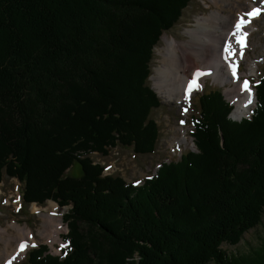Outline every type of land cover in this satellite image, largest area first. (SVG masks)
Returning a JSON list of instances; mask_svg holds the SVG:
<instances>
[{
	"label": "trees",
	"instance_id": "16d2710c",
	"mask_svg": "<svg viewBox=\"0 0 264 264\" xmlns=\"http://www.w3.org/2000/svg\"><path fill=\"white\" fill-rule=\"evenodd\" d=\"M190 0H0V182L25 203L69 207L68 245L14 264H264V239L238 244L264 217V68L249 118L219 88L199 94L195 150L141 185L105 174L91 152L152 153L160 98L153 49ZM80 161L85 175L68 173Z\"/></svg>",
	"mask_w": 264,
	"mask_h": 264
},
{
	"label": "rangeland",
	"instance_id": "374dc122",
	"mask_svg": "<svg viewBox=\"0 0 264 264\" xmlns=\"http://www.w3.org/2000/svg\"><path fill=\"white\" fill-rule=\"evenodd\" d=\"M212 8H215V5L212 4L211 0H190L188 5L182 10V15L179 20L171 28L162 32L158 42L154 46L150 63L151 75L148 81L157 93L161 102L160 106L153 108L151 111V117L157 122L160 134L155 151L152 153H138L134 150L133 146L117 144L108 147L107 153L105 154L91 152L88 155L89 158L93 163L103 165V172L105 174L121 175V177L128 183L143 181L145 178L153 176V172L156 171L158 164L165 161L176 160L180 157L181 153L187 149H195L192 136L194 130L192 116L197 114L199 109V94L210 89L219 88L224 93L226 100H232V98L226 96V88L228 89L230 86L232 87L233 82L222 83L209 75L205 77L203 87L196 89L184 104L169 102L158 91L157 86H155L154 78H152V73L155 71V65L159 63L160 58V54L156 52V48L163 44V35L167 34L168 36H174L177 39L188 38L184 33V28L188 25H192L197 16L211 12ZM262 10L263 12L258 14L257 20L254 21L256 27H253L252 30L249 31L252 37L250 38L251 43L246 50L248 58L245 61L242 60L241 65L238 68L243 72L241 79L249 78L251 81L250 83H252L254 87L256 86L259 77L262 75L264 68V9ZM253 41H255V43ZM256 42L258 44H256ZM248 63H252L253 70L248 68ZM200 83L203 84V81H200ZM233 110L229 116L235 121H241V119L234 118L232 115ZM248 117H250V115ZM182 121H186V123L183 124ZM180 125L185 129L187 128V136L189 140H192V142L190 141V145H185L184 143L173 139L174 129ZM76 163H78V161L72 165L68 173L72 174L75 171ZM82 168L84 169L83 165ZM141 183L142 182H140V184ZM22 191L23 183L18 178L10 177V175L8 176L5 173L3 174L0 182V226L7 228V230L9 229L10 232H12V227L8 226V224L10 225L14 220L21 225L26 224L27 227L32 230L33 237L36 238V242L27 249V252L34 246L47 244L52 253H62V250L68 245V242L65 241V234L68 232L69 226L67 222L64 221V213L68 211L69 207H61L56 201L51 199H48L44 204H38L36 202L27 204L22 198ZM52 203L57 204L60 208L59 214L62 215L63 222L66 225V229L62 232V239L57 241L54 247L51 246L49 241L42 239V236L40 235V231L42 230L41 217L38 213L32 211L37 207L44 208L46 206H51ZM28 235L27 238H32L29 232ZM263 239L264 217L259 225L244 233L242 240L238 244H223V247L230 252H243L251 247L258 246ZM11 244H14L13 240H11ZM4 249L5 244L0 240V254ZM25 256L20 260H17V262L22 261ZM139 258L140 256L138 252H135L132 257H129L128 259L135 262V264H138Z\"/></svg>",
	"mask_w": 264,
	"mask_h": 264
},
{
	"label": "bare ground",
	"instance_id": "6f19581e",
	"mask_svg": "<svg viewBox=\"0 0 264 264\" xmlns=\"http://www.w3.org/2000/svg\"><path fill=\"white\" fill-rule=\"evenodd\" d=\"M211 2L215 5L211 12L197 16L192 25L184 28V33L188 38L177 39L174 36L163 35V44L156 48L160 58L159 63L155 65L152 78H154L158 91L165 99L178 104H184L196 89L202 88L206 76H213L215 80L222 83L233 82L232 87L226 88V96L232 98L233 106L235 104L232 115L235 119L240 120L242 117L251 115L257 100L254 85L250 83L249 78L241 79L243 72L238 68L241 61L248 58L246 50L252 37L249 31L256 27L254 21L258 17L257 15L253 16L250 22L244 25V30L248 32V36L243 55L240 53V46L236 43V37L232 34L234 23L239 13L248 12L252 8L264 9V3H261L260 0H211ZM244 18L248 19L247 17ZM253 42L255 43V41ZM228 44L235 49L231 55L225 51V45ZM256 44L258 43L256 42ZM233 62L236 63V77H233L230 66ZM248 68L253 70L252 63H248ZM197 70L203 73L196 78L199 87L189 91V81L193 79ZM199 80L203 81V84ZM244 80L249 81L251 96L243 88ZM249 98H251V103L248 102ZM182 122L183 124L186 123V121ZM187 135V128L185 129L180 125L175 127L173 139L190 145L192 140H189ZM32 211L41 217L42 230L40 235L42 239L49 241L54 247L56 242L62 239V232L66 229L62 215L59 214L60 208L57 204L52 203L51 206L37 207ZM8 226L12 227V232L0 226V240L5 244V249L0 254V264L17 262L25 256L27 249L36 242L32 230L26 224L21 225L14 220ZM28 232L32 238H27ZM11 240L14 242L13 245ZM22 241L26 243L23 249L20 248Z\"/></svg>",
	"mask_w": 264,
	"mask_h": 264
},
{
	"label": "snow or ice",
	"instance_id": "6c2138e0",
	"mask_svg": "<svg viewBox=\"0 0 264 264\" xmlns=\"http://www.w3.org/2000/svg\"><path fill=\"white\" fill-rule=\"evenodd\" d=\"M261 3H264V0H260ZM262 11L261 8H252L248 12L245 13H239L238 17L234 23L233 28V35L236 37V43L240 46V53L243 55L244 47L246 46V38L248 36V32L244 30V25L248 24L253 16L258 15ZM244 17H247L248 19H245ZM225 51L229 52V54H233L235 52V49L232 48L230 44L225 45ZM227 59V57H225ZM232 68V75L233 77H236V63L233 62L231 65ZM199 70L194 74L193 79L189 81L188 90L191 91L193 88L199 87V85L196 82V78L200 75H202ZM258 83V82H257ZM243 88L249 92L251 96V88L249 87V81L244 80L243 81ZM249 103H251V98H249ZM136 183H139V181H136ZM26 246L25 242H21L20 248L23 249ZM11 264V262H9Z\"/></svg>",
	"mask_w": 264,
	"mask_h": 264
},
{
	"label": "water",
	"instance_id": "95a60500",
	"mask_svg": "<svg viewBox=\"0 0 264 264\" xmlns=\"http://www.w3.org/2000/svg\"><path fill=\"white\" fill-rule=\"evenodd\" d=\"M75 162H77V161H75ZM75 166H76L75 171L72 174L77 176V177H82L85 174V171L82 168V164L80 163V161H78V163H76Z\"/></svg>",
	"mask_w": 264,
	"mask_h": 264
}]
</instances>
